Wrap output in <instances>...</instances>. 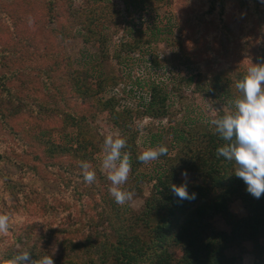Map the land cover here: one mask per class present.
Here are the masks:
<instances>
[{
	"label": "rangeland",
	"instance_id": "obj_1",
	"mask_svg": "<svg viewBox=\"0 0 264 264\" xmlns=\"http://www.w3.org/2000/svg\"><path fill=\"white\" fill-rule=\"evenodd\" d=\"M139 31L151 40L139 46H149V52L136 47L119 61L118 45L134 40ZM263 50L264 0H0V74L16 72L10 85L34 105L31 113L8 114L7 125L0 119V211L9 216V229L0 233V259L4 251L13 257L22 249L25 232L13 246L9 244L24 225L43 238V248L61 254L60 242L55 237L44 240L46 225L37 223L46 201H21V194L37 188L54 198L52 205L66 200L75 204L76 212L82 211L84 201H76L60 184L70 173L49 165L47 146L71 148L76 139L86 141L85 154L91 153L90 158L61 152L59 163L82 176L80 165L87 162L95 172L94 182L104 185L114 201L109 170L102 164L103 141L109 134L125 138L122 153L129 156L130 171L120 187L132 191L133 197L118 205L131 215L153 190L155 162L175 154V129H206L217 116L216 106L225 113L234 111L231 102L241 94L232 75L257 63ZM198 74L201 88L214 83L216 105L207 93L210 89L198 90V84L189 80ZM153 82L168 94L165 116L145 110ZM89 87L94 94L87 96ZM114 105L116 114L111 110ZM38 108L43 115L38 116ZM159 145L167 146L165 155L138 163L140 152ZM34 167H39L40 175L32 172ZM98 199V193L91 191V214ZM230 208L237 216L246 214L240 199L233 200ZM68 214L60 215L59 224H67ZM213 223L229 229L221 216ZM39 226H44L43 232ZM244 245L243 262L251 264L252 245ZM231 253L238 255L239 249Z\"/></svg>",
	"mask_w": 264,
	"mask_h": 264
},
{
	"label": "trees",
	"instance_id": "obj_2",
	"mask_svg": "<svg viewBox=\"0 0 264 264\" xmlns=\"http://www.w3.org/2000/svg\"><path fill=\"white\" fill-rule=\"evenodd\" d=\"M145 34L139 31L134 40H124L118 45L119 54L116 57L119 61H125L124 58L136 47L150 43L151 40L145 38ZM147 47V50L145 48L140 50L149 52ZM262 61L264 50L255 59L257 63ZM246 69L242 68V71L235 72L234 76L231 74L232 80L235 81L234 77L237 81L240 80ZM199 77L200 74L192 75L189 80L198 84ZM16 78V72L11 75L0 74L2 122H5L9 115L29 111L31 113L34 109L33 103L27 101L25 96H21L16 88L10 85V81ZM207 85L210 89L207 93L212 103L216 105L213 100L214 95L216 96L214 83ZM150 86L151 100L145 110L153 116H165L168 94H162L160 85L156 82ZM196 86L198 90L207 89L201 88V84ZM93 91L90 88L87 96L93 95ZM215 108L216 117L225 113L219 106ZM111 110L116 114L115 105ZM35 111L38 116L43 115L39 108ZM46 112L47 110L43 113ZM5 124L7 125V122ZM206 126V129L197 131L193 128L175 129V154L164 156L155 162L157 166L150 178L154 181L153 190L141 209L131 215L107 196L104 185L96 181L85 183L83 177L75 173V170L69 166L63 167L62 162L59 163V160L62 161L61 155L67 152L83 157L88 147L86 141L76 139L71 148L55 143L47 146L46 152L50 154L48 158L51 159L49 165H59L71 174L63 176L60 184L63 191L72 192L71 196L76 201L77 199L84 201L80 204L82 211L76 212L75 204L66 200L64 202L60 200L58 204L56 202L52 205L50 201H54V198L49 197L50 195L47 196L37 188L29 190V194H21L19 198L21 201L24 198L29 201L39 198L41 202L46 201L42 207L44 216H41V221L37 223L46 225L44 240L45 237L50 239L55 237L60 242L61 254L56 256L43 248L40 244L43 243L40 241L43 238L35 236L34 231L27 225H24L21 233L13 235L9 245L13 246L18 242L25 232L27 240L19 252H28L31 264H36L42 255L52 256L54 264H245L243 255L247 249L244 243L248 242L252 245L251 251L254 255L251 264H264V194L257 199L246 191L243 180L233 172L234 163L216 154L217 147L225 142L213 131L210 124ZM97 153L92 156L94 162L97 160ZM2 157L0 154V159ZM86 157L90 158L91 153ZM138 163L141 161L138 160ZM20 164L28 165L24 161ZM133 168L136 166L133 165ZM30 169L36 175H40L39 167ZM184 171L188 173V191L196 194L195 199L180 200L170 190V184L185 181L181 175ZM81 190L86 191L83 193ZM91 191H95L99 196L94 214H91ZM235 199L242 201L246 210L244 216H237L231 211L230 205ZM65 212L69 214L67 224L63 226L59 224V217ZM0 214L5 213L1 210ZM216 216H221L229 229L217 228L213 223ZM37 229L43 232L44 226ZM234 249H239L238 255L231 253ZM8 253L6 251L1 253L0 264L9 263L11 257H8Z\"/></svg>",
	"mask_w": 264,
	"mask_h": 264
},
{
	"label": "clouds",
	"instance_id": "obj_3",
	"mask_svg": "<svg viewBox=\"0 0 264 264\" xmlns=\"http://www.w3.org/2000/svg\"><path fill=\"white\" fill-rule=\"evenodd\" d=\"M240 96L232 100L234 111L211 118L209 124L225 142L216 149V154L226 161L234 163L233 172L243 180L246 191L254 198L264 194V61L251 63L243 77L235 83ZM105 155L102 159L104 168L108 169L107 179L111 181L110 195L117 204L130 201L133 192L122 187L130 171L129 156L122 149L126 140L111 134L104 137ZM166 145L150 147L140 152L137 159L149 162L165 155ZM85 183L95 180V172L87 162L80 165ZM187 178L186 171L181 173ZM171 192L180 200L195 199V193H189L187 179L183 183L170 184ZM9 229V216L0 214V233ZM9 264H31L29 253L21 251L10 258ZM36 264H54L52 256L42 255Z\"/></svg>",
	"mask_w": 264,
	"mask_h": 264
}]
</instances>
